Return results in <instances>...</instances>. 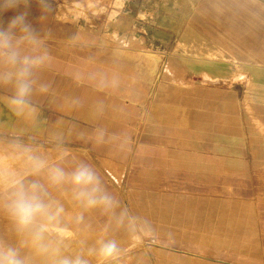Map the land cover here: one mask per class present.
<instances>
[{
  "label": "crops",
  "instance_id": "crops-1",
  "mask_svg": "<svg viewBox=\"0 0 264 264\" xmlns=\"http://www.w3.org/2000/svg\"><path fill=\"white\" fill-rule=\"evenodd\" d=\"M62 1L52 0L46 17L38 0L0 14L6 25L27 12L51 57L37 73L48 92L33 94L35 124L0 103V200L11 175L26 174L12 147L19 142L67 171L92 165L148 222L136 236L108 234L123 249L115 264H264V100L239 83H209L239 82L240 67L264 65V0H112L114 15L91 23L69 16ZM52 131L63 133L62 144ZM87 215L91 245L104 218ZM68 235L65 252L77 251ZM0 240L17 243L3 212Z\"/></svg>",
  "mask_w": 264,
  "mask_h": 264
},
{
  "label": "clouds",
  "instance_id": "clouds-1",
  "mask_svg": "<svg viewBox=\"0 0 264 264\" xmlns=\"http://www.w3.org/2000/svg\"><path fill=\"white\" fill-rule=\"evenodd\" d=\"M26 7L29 0H0V14L9 9ZM41 17L55 11L52 0H38ZM27 12L13 16L6 25L0 23V89L11 94L0 96L16 117L35 124L39 109L32 102L34 92H48V85L38 84L37 73L50 62V55L39 31L28 21ZM50 138L60 145L63 133L52 131ZM83 135V134H81ZM96 143L105 142V130L98 129ZM13 149L22 154L28 165L25 172L11 175L9 188L0 200L3 212L17 239L16 245L0 240V264H92L99 259L115 264L123 253L118 239L109 236L123 231L136 236L148 227V222L134 214L108 190L99 172L90 164L79 162L70 171L50 165L31 145L16 142ZM53 190L70 201L69 213L65 203L53 196ZM99 213L104 218L101 231L89 245L83 234L90 229L88 215ZM69 233L77 237L78 250L65 252ZM30 249L31 254H24Z\"/></svg>",
  "mask_w": 264,
  "mask_h": 264
},
{
  "label": "rangeland",
  "instance_id": "rangeland-1",
  "mask_svg": "<svg viewBox=\"0 0 264 264\" xmlns=\"http://www.w3.org/2000/svg\"><path fill=\"white\" fill-rule=\"evenodd\" d=\"M111 1L112 0H63L62 6L64 9L68 10L69 16L74 18L83 16L85 22L91 23L93 18H110L114 15V11L109 14L107 8ZM113 39L119 42L125 41V37L119 34H114ZM239 73V82L236 80H227L209 83L225 86H232L239 83V87L248 95L264 100V65L243 66L239 68ZM131 247H134V244L125 246V248Z\"/></svg>",
  "mask_w": 264,
  "mask_h": 264
},
{
  "label": "bare ground",
  "instance_id": "bare-ground-1",
  "mask_svg": "<svg viewBox=\"0 0 264 264\" xmlns=\"http://www.w3.org/2000/svg\"><path fill=\"white\" fill-rule=\"evenodd\" d=\"M219 1H220V0H219ZM235 1H236V0H235ZM251 1H252V0H251ZM206 2H207V1H206ZM206 2H205V3H206ZM210 2H211V1H210ZM232 2H234V1H232ZM211 3H212V2H211ZM217 3H218V2H217ZM238 3H239V2H238ZM251 4H253V3H250V5H251ZM222 5H225V4H222ZM256 5H257V4H256ZM241 7H242V6H241ZM163 8H164V7H163ZM209 8H210V7H209ZM234 8H235V7H234ZM237 8H238V6H237L235 9H237ZM244 8H246V7H244ZM259 8H260V7H259ZM205 9H206V8H205ZM212 9H213V8H212ZM241 9H242V8H241ZM255 9H256V8H255ZM213 10H214V9H213ZM248 10H250V8H249ZM209 11H210V10H209ZM228 11H229V9H228ZM255 11H257V10H255ZM207 12H208V11H207ZM207 12H206V13H207ZM223 12L226 13V11H223ZM212 13H213V11H212ZM216 13H217V12H216ZM236 13H237V12H236ZM258 13H259V12H258ZM258 13H257V14H258ZM227 14H228V13H227ZM237 14H238V13H237ZM254 14H255V13H254ZM260 14H261V13H260ZM222 15H223V14H222ZM223 16H224V15H223ZM245 16H248V15H245ZM262 16H263V15H262ZM212 17H213V16H212ZM216 17H217V16H216ZM221 17H222V16H221ZM221 17L219 16V18H221ZM234 17H236V16H234ZM219 18H218V19H219ZM227 18H228V17H227ZM227 18H226V19H227ZM263 19H264V18H263ZM220 20H221V19H220ZM255 20H256V19H255ZM218 21H219V20H218ZM256 21H257V20H256ZM210 22H211V21H210ZM220 23H222V22H220ZM223 27H225V26H223ZM242 29H243V28H242ZM222 30H223V29H222ZM245 30H246V29H245ZM230 33H231V32H230ZM261 34H262V33H261ZM260 36H262V35H260ZM232 37H233V36H232ZM251 37H252V36H251ZM260 38H261V37H260ZM262 39H263V38H261V40H262ZM244 40H245V39H244ZM247 41H248V40H246V42H247ZM259 41H260V40H259ZM259 41H258V42H259ZM237 43H238V42H237Z\"/></svg>",
  "mask_w": 264,
  "mask_h": 264
}]
</instances>
